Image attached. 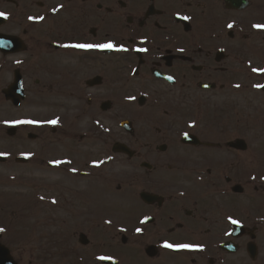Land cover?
<instances>
[{
    "label": "flooded vegetation",
    "instance_id": "flooded-vegetation-1",
    "mask_svg": "<svg viewBox=\"0 0 264 264\" xmlns=\"http://www.w3.org/2000/svg\"><path fill=\"white\" fill-rule=\"evenodd\" d=\"M0 13V227L7 185L31 201L0 233L16 264H264V0Z\"/></svg>",
    "mask_w": 264,
    "mask_h": 264
},
{
    "label": "rangeland",
    "instance_id": "rangeland-1",
    "mask_svg": "<svg viewBox=\"0 0 264 264\" xmlns=\"http://www.w3.org/2000/svg\"><path fill=\"white\" fill-rule=\"evenodd\" d=\"M7 187L8 189L5 191L6 192L5 194H7L5 198L6 199L5 202L9 205L8 208L6 209V219L8 225L7 228L0 227V229H3V231H0V233L4 232V234H7L9 238H12L13 241H15L17 239L16 236L19 230L18 220L20 219L19 210L21 209V204L24 205L26 204L27 206H29L28 208L31 209L30 206L31 201L29 196H27V198H29L28 200L24 198L25 196L21 197V195H23V192H21L17 188V185L15 184L14 181L11 184L7 185ZM3 206H4V202L0 205V207ZM0 226H2V223H0ZM27 260L29 259L27 258Z\"/></svg>",
    "mask_w": 264,
    "mask_h": 264
},
{
    "label": "snow or ice",
    "instance_id": "snow-or-ice-1",
    "mask_svg": "<svg viewBox=\"0 0 264 264\" xmlns=\"http://www.w3.org/2000/svg\"><path fill=\"white\" fill-rule=\"evenodd\" d=\"M0 15H3V14L0 13ZM257 27H264V26H257ZM73 47L90 49L93 46L92 45H73ZM99 47L100 48H112L113 45L107 44V45H100ZM19 123H33V121H20ZM52 123H56V122L52 121ZM233 223H236V221H233ZM0 231H3V229H0ZM164 246L167 247V248H172L173 247V245H171V244H165ZM181 247L187 248L189 246L184 245V246H181Z\"/></svg>",
    "mask_w": 264,
    "mask_h": 264
},
{
    "label": "water",
    "instance_id": "water-1",
    "mask_svg": "<svg viewBox=\"0 0 264 264\" xmlns=\"http://www.w3.org/2000/svg\"><path fill=\"white\" fill-rule=\"evenodd\" d=\"M0 264H13L4 248H0Z\"/></svg>",
    "mask_w": 264,
    "mask_h": 264
}]
</instances>
